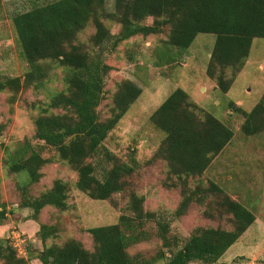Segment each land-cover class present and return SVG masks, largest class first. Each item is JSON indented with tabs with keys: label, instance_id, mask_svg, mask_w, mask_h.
<instances>
[{
	"label": "trees",
	"instance_id": "16d2710c",
	"mask_svg": "<svg viewBox=\"0 0 264 264\" xmlns=\"http://www.w3.org/2000/svg\"><path fill=\"white\" fill-rule=\"evenodd\" d=\"M22 1L24 10L10 20L26 71L22 78L0 75V95L6 97L9 117L29 91L44 99L23 98L30 111L36 110L31 136L0 146L3 177L14 181L17 209L29 210L34 222L46 209L69 213L73 208L69 181L56 177L49 187L36 191L44 169L59 164L75 175L77 191L92 201L108 202L119 216L115 224L85 230L89 248L74 238L53 243L60 235L57 224H40L41 250L34 254L28 250L27 257L18 255L10 238H0V263L29 264L35 259L41 264H216L256 219L222 187L203 181L234 131L183 90L172 91L149 118L164 137L146 165L161 169L162 187L177 191L179 204L172 220L146 210L134 180L141 163L133 155L122 161L104 146L142 92L130 80L117 82L102 118L99 109L108 95L105 81L111 67L99 50L110 42L117 47L134 37L162 35L157 56L160 64H171L187 54L197 36H213L205 75L226 94L249 57L252 42L264 40V0H114L111 13L106 12L105 0ZM107 22L119 26L116 35ZM87 29L91 32L82 40ZM53 83L60 90L51 91L48 85ZM229 107L243 118L244 136L264 133V93L250 112ZM10 126V118L0 121V137ZM1 183L0 178V224L8 214ZM192 205L203 208L202 217L216 225L198 226L182 240L172 233L171 222L184 217ZM149 223L155 225L159 240L157 254L150 259L132 255L130 248L150 240L144 230Z\"/></svg>",
	"mask_w": 264,
	"mask_h": 264
},
{
	"label": "rangeland",
	"instance_id": "374dc122",
	"mask_svg": "<svg viewBox=\"0 0 264 264\" xmlns=\"http://www.w3.org/2000/svg\"><path fill=\"white\" fill-rule=\"evenodd\" d=\"M105 7L106 12L111 13L114 10V0H105ZM23 10L22 0H0V75L3 76L22 78L26 71V64L20 59L14 43L10 20L13 13ZM147 22L152 23L150 20ZM105 24L113 35L119 32L120 28L115 23ZM90 32L91 29H87L82 40H86ZM162 40V35L148 38L139 36L117 47L112 42L107 43L99 50L100 56L111 67L105 81L108 95L99 109L102 118L117 82L130 80L142 92L117 127L109 133L104 146L122 161H128L129 156L133 155L141 163V170L134 180L138 193L145 197V209L172 220L171 216L179 204V194L162 187L164 176L159 167L146 165L164 137L153 127L149 118L172 91L177 88L183 90L193 102L234 131L233 139L214 159L204 173L203 181L211 180L222 187L232 199L252 211L256 218L254 224L216 264H264V133L254 137L244 136L240 131L243 118L229 107V104H233L245 112H250L261 99L264 93V40L255 39L252 42L249 57L226 94L216 90L205 75V67L214 44L213 36H197L187 54L171 64L165 61L160 64L158 59L157 52L161 51L159 43ZM48 86L51 91L60 90L58 83ZM32 93L29 91L20 97V101L14 105L11 117L6 110V97L0 95V121L11 119V126L0 137V146L17 144L31 136V118L36 110L30 111L22 102L23 98L28 102L44 99L43 94L35 96ZM2 157L3 149L0 148L1 195L8 212L6 221L0 224V238L11 240L12 232H19L25 241L16 247L18 255L27 257L28 250L33 254L35 250H41L37 238L40 224H57L60 227L59 238L53 243L62 244L67 239L74 238L89 248L91 245L88 235L85 234L86 229L117 223L119 212L108 202L92 201L77 191L74 187L75 175L59 164L44 169L45 177L36 191L49 187L54 178L62 177L71 183L70 201L73 208L66 214L46 209L40 214L38 222L31 221L29 210L17 209L14 181L4 179ZM224 172L226 175L223 176ZM227 177H232L234 181H224ZM10 210H13L12 213ZM202 211L203 208L192 205L184 217L171 222L172 233L184 240L198 226H215V222H209L202 217ZM144 230L150 235V240L133 246L129 252L150 259L159 250V240L155 237L153 223H149ZM29 264L41 263L33 259Z\"/></svg>",
	"mask_w": 264,
	"mask_h": 264
},
{
	"label": "built area",
	"instance_id": "2783aa9c",
	"mask_svg": "<svg viewBox=\"0 0 264 264\" xmlns=\"http://www.w3.org/2000/svg\"><path fill=\"white\" fill-rule=\"evenodd\" d=\"M9 234H10V232H9ZM24 241H25V239L22 237L21 234H19V232H16V233L12 232L11 242H12L13 248L16 249V247L18 245H22L24 243Z\"/></svg>",
	"mask_w": 264,
	"mask_h": 264
},
{
	"label": "crops",
	"instance_id": "0c3cea01",
	"mask_svg": "<svg viewBox=\"0 0 264 264\" xmlns=\"http://www.w3.org/2000/svg\"><path fill=\"white\" fill-rule=\"evenodd\" d=\"M223 174V176H224V174L226 175V173L224 172V173H222ZM224 181H227V182H229V183H232L234 180H233V178L231 177V178H228L227 177V179H225L224 178Z\"/></svg>",
	"mask_w": 264,
	"mask_h": 264
}]
</instances>
